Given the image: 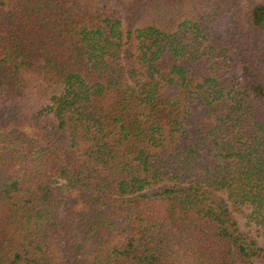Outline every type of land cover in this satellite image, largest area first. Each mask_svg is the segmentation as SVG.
Returning a JSON list of instances; mask_svg holds the SVG:
<instances>
[{
    "label": "trees",
    "instance_id": "1",
    "mask_svg": "<svg viewBox=\"0 0 264 264\" xmlns=\"http://www.w3.org/2000/svg\"><path fill=\"white\" fill-rule=\"evenodd\" d=\"M231 205L264 237V0H0V264L264 261Z\"/></svg>",
    "mask_w": 264,
    "mask_h": 264
},
{
    "label": "rangeland",
    "instance_id": "2",
    "mask_svg": "<svg viewBox=\"0 0 264 264\" xmlns=\"http://www.w3.org/2000/svg\"><path fill=\"white\" fill-rule=\"evenodd\" d=\"M57 183L60 185H66V182L63 180H57ZM231 209L235 212V215L239 221L241 230L258 240L260 246L264 248V237L261 235L259 229L248 219L247 214L249 211L246 208L243 210L235 211L234 207L231 205ZM256 264H264L263 260H257Z\"/></svg>",
    "mask_w": 264,
    "mask_h": 264
}]
</instances>
